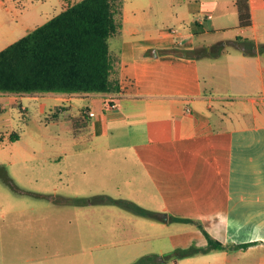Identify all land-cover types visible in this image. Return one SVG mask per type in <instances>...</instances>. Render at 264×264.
I'll return each mask as SVG.
<instances>
[{"label": "crops", "instance_id": "crops-1", "mask_svg": "<svg viewBox=\"0 0 264 264\" xmlns=\"http://www.w3.org/2000/svg\"><path fill=\"white\" fill-rule=\"evenodd\" d=\"M236 1L123 0L121 31L110 47L120 90L50 93L54 107H65L59 119L79 121L90 151L125 160L131 155L121 151L132 152V170L158 199L159 208L147 210L194 221L148 218L159 223L146 230L133 219V263L154 255L150 264H264V0H246L248 28H237ZM24 9L0 0V21L5 14L8 30L18 32ZM20 27L13 42L30 32ZM9 95L0 93L12 104L17 97ZM195 223L226 248L171 256L207 246ZM143 232L149 235L141 242Z\"/></svg>", "mask_w": 264, "mask_h": 264}, {"label": "rangeland", "instance_id": "rangeland-1", "mask_svg": "<svg viewBox=\"0 0 264 264\" xmlns=\"http://www.w3.org/2000/svg\"><path fill=\"white\" fill-rule=\"evenodd\" d=\"M17 1L25 7L20 26L28 32L58 14L63 5L80 0ZM20 26L18 32L9 31L4 14L0 50L23 34ZM109 43L114 45L113 38ZM27 95L20 99V95H9L17 97L12 104L0 96L4 100L0 110V117L4 116L0 120V264H132L127 251L138 240L132 220L140 218L146 230L150 223L159 222L113 204L70 203L106 195L129 198L144 209L159 208L147 179L132 170V152L121 151L131 155L125 160L115 159L120 153L90 151L91 141L80 137L79 121L72 119L71 126L59 119L65 107H54L58 103L52 94ZM73 143L77 145L70 147ZM193 227L205 242L203 231ZM148 235L141 233V242Z\"/></svg>", "mask_w": 264, "mask_h": 264}, {"label": "trees", "instance_id": "trees-1", "mask_svg": "<svg viewBox=\"0 0 264 264\" xmlns=\"http://www.w3.org/2000/svg\"><path fill=\"white\" fill-rule=\"evenodd\" d=\"M235 7L238 16L237 28L250 27L251 17L247 1L237 0ZM122 8L123 0H80L1 50L0 93L118 92L120 84L112 76L113 60L109 40L121 31ZM179 54L193 56L188 51ZM54 116L58 117V114L55 113ZM14 140L17 138L12 141ZM70 203L113 204L161 222L194 223L191 219L156 213L130 200L113 199L106 195L74 199ZM195 224L203 231L207 246L177 250L171 256L188 257L226 248L213 239L200 223ZM154 261V255H146L133 264H150Z\"/></svg>", "mask_w": 264, "mask_h": 264}, {"label": "built area", "instance_id": "built-area-1", "mask_svg": "<svg viewBox=\"0 0 264 264\" xmlns=\"http://www.w3.org/2000/svg\"><path fill=\"white\" fill-rule=\"evenodd\" d=\"M172 33H174L175 32V30H172L171 31ZM108 106L110 107V108H115L116 107V105H115V103H108ZM94 113L93 112H88V115L89 116H92Z\"/></svg>", "mask_w": 264, "mask_h": 264}]
</instances>
